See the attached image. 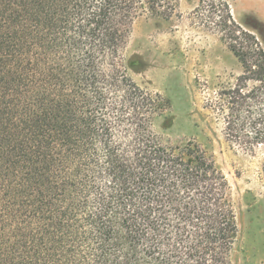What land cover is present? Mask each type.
Here are the masks:
<instances>
[{"label":"trees","instance_id":"trees-1","mask_svg":"<svg viewBox=\"0 0 264 264\" xmlns=\"http://www.w3.org/2000/svg\"><path fill=\"white\" fill-rule=\"evenodd\" d=\"M203 26L243 68L209 103L225 141L264 146V49L225 0ZM176 0H0V264H231V187L197 143L157 134L169 101L136 83L134 23Z\"/></svg>","mask_w":264,"mask_h":264},{"label":"rangeland","instance_id":"rangeland-1","mask_svg":"<svg viewBox=\"0 0 264 264\" xmlns=\"http://www.w3.org/2000/svg\"><path fill=\"white\" fill-rule=\"evenodd\" d=\"M233 20L264 49V0H225ZM198 0H176L169 21L138 19L124 53L131 76L169 101L155 129L166 145H200L227 179L238 224L231 264H264V146L253 151L227 143L209 103L236 83L243 68L227 44L203 25Z\"/></svg>","mask_w":264,"mask_h":264}]
</instances>
